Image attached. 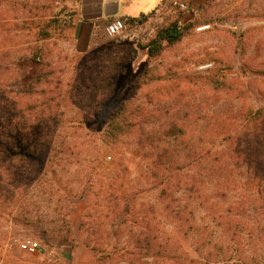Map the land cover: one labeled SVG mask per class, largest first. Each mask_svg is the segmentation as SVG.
Returning a JSON list of instances; mask_svg holds the SVG:
<instances>
[{"label": "rangeland", "instance_id": "obj_1", "mask_svg": "<svg viewBox=\"0 0 264 264\" xmlns=\"http://www.w3.org/2000/svg\"><path fill=\"white\" fill-rule=\"evenodd\" d=\"M15 1L0 7V20L23 23L19 33L0 32V110L7 132L24 139V148L7 150L24 155V182L1 187L0 264H156L128 253L146 237L179 247L180 264H204L191 262L198 243L184 238L186 214L173 210L204 149L232 142L240 162H264V122L241 126L264 106V0H182L188 14L171 0H136L150 7L147 18L120 37L101 32L91 45L77 38L80 17L56 28L77 7L72 0ZM181 17L191 24L186 36L150 57L144 46ZM49 21L53 35L37 40L35 28ZM213 74L226 76L222 88L209 85ZM125 102L143 123L115 140L111 116ZM37 135L42 143L32 148ZM158 164L174 169L172 186ZM257 203L264 206V192ZM251 222L235 258L246 262L228 264L261 263L264 231L257 216ZM28 242L40 250L23 249Z\"/></svg>", "mask_w": 264, "mask_h": 264}, {"label": "trees", "instance_id": "obj_2", "mask_svg": "<svg viewBox=\"0 0 264 264\" xmlns=\"http://www.w3.org/2000/svg\"><path fill=\"white\" fill-rule=\"evenodd\" d=\"M72 1L74 4L77 3V7L70 11L65 23L63 25L57 23L58 27L56 28H59V26L69 28L73 26L75 18L78 19L80 17L82 0ZM6 4L16 7L15 0H0L1 8ZM183 12L188 14L193 12V9L188 7V10ZM145 18L147 17L143 16L130 22L138 23ZM188 24H190L189 19L181 17L159 31L157 36L144 46L148 50L150 57L160 55L167 46H173L181 41L191 27V24ZM48 27H50V21L42 27L38 25L35 28L34 33L37 35V40L49 39L53 35L47 29ZM22 28L23 23L20 24V21L16 20L12 24H9V22L3 19L0 20V32L2 33L3 31L6 33H19ZM35 49L33 50V56L36 57L39 56L40 50L38 48ZM219 76L213 74L212 77L208 78L210 79L209 85H214L215 89L223 87V81L219 79ZM220 78L223 79L226 76L221 75ZM0 94L3 96V91H0ZM128 104V102L123 103L113 112L110 129L107 133L108 137L117 140L121 135L132 133L137 125L139 127V124L143 123L135 118H131L132 112L129 111L130 105ZM2 109V112L0 110V194L2 193L1 187H14L16 190L20 188L22 182H24L20 163L25 160L24 155L19 152L12 156L7 154L10 146H19L21 148L25 146L21 135L16 134L11 136L7 132L8 121L5 113H3L5 105L4 107L2 106ZM45 121L44 119L37 120V125H43ZM263 122L264 106L256 110L252 108L242 121L241 126ZM227 134L228 136L225 140L229 141L233 138L234 133L230 131ZM41 140V135H37L33 141H29V145L32 148H36V144L42 143ZM231 144L233 145L232 142L222 143L216 148L204 149L198 155L197 177H194L186 185L180 206L178 209L173 210V212H176L175 214L179 213L177 215H181V212L186 214V218L182 223L184 238H188L195 245L198 243L194 249L196 250L197 248V254H195L196 258L191 261L193 263L197 259L204 264H228L230 261H235L237 253L240 250L239 248L245 245L243 243L240 244L244 240L243 236L247 234L250 237V227L254 225L251 220L255 216L259 218L258 225L264 231V206L260 207L257 203V200H260L264 192V180L260 176L262 174L260 171H264V162L259 161V164L255 167L254 163L257 157L252 160L254 155L249 157V161L240 162L239 159L242 157L233 151ZM46 149L44 152L34 151L31 155L40 154L42 156L47 151ZM13 162H16L15 169L11 166ZM162 168H164L163 171L161 170ZM158 170L161 182L167 183V187L172 186L174 184L172 179L174 180L177 177L176 174H173L174 169L168 164H164L163 167L158 164ZM166 191L165 187L163 189L164 194H166ZM260 211L262 216L260 215ZM134 220L137 219L134 218ZM145 228L149 230L147 225H145ZM213 233L222 236V238L213 235ZM135 243L136 245L130 249L131 251L127 249L128 253L131 252L129 253L130 255L136 256L139 254V258H155L157 259L156 264H180L178 262L183 261L181 252L179 253L178 251L179 247L175 250L167 245L154 244L150 241V237L137 240ZM182 247L186 250L184 246ZM185 250L182 252L184 258L187 260L189 259L187 254L189 253ZM262 254L259 257L261 258V263L264 264V253ZM240 262L245 263L246 261L242 257H238L235 263Z\"/></svg>", "mask_w": 264, "mask_h": 264}, {"label": "crops", "instance_id": "obj_3", "mask_svg": "<svg viewBox=\"0 0 264 264\" xmlns=\"http://www.w3.org/2000/svg\"><path fill=\"white\" fill-rule=\"evenodd\" d=\"M149 9L147 4L136 0H82L77 38L84 45H91L109 22L122 18L129 24L146 16Z\"/></svg>", "mask_w": 264, "mask_h": 264}, {"label": "built area", "instance_id": "obj_4", "mask_svg": "<svg viewBox=\"0 0 264 264\" xmlns=\"http://www.w3.org/2000/svg\"><path fill=\"white\" fill-rule=\"evenodd\" d=\"M171 4L172 6H174L179 10L182 11L188 10L187 4L182 0H171ZM209 27L210 26H201L198 28V31H203ZM127 28H128L127 22L122 18H117L106 25L104 32L108 38H116L123 35L126 32ZM210 67L211 65H205L202 68L208 69ZM22 248L29 252H37L38 250H40V245L37 242H28L22 244Z\"/></svg>", "mask_w": 264, "mask_h": 264}]
</instances>
